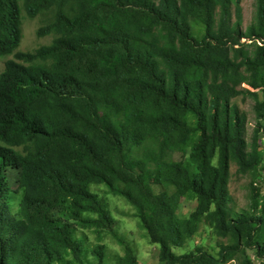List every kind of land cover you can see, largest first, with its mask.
Listing matches in <instances>:
<instances>
[{
  "label": "trees",
  "instance_id": "trees-1",
  "mask_svg": "<svg viewBox=\"0 0 264 264\" xmlns=\"http://www.w3.org/2000/svg\"><path fill=\"white\" fill-rule=\"evenodd\" d=\"M256 2L241 34L230 25L232 4L240 19L237 0H0V56L19 44L21 11L49 13L36 34L53 36L15 52L0 74V264H72L66 252L79 261L81 242L52 211L66 201L72 219L87 212L96 218L81 222L112 232L93 184L132 206L158 264H264V243L255 240L264 218L227 207L230 163L246 172L264 156L256 134L243 139L230 104L244 82L264 93V0ZM191 23L201 26L200 41ZM243 37L258 44L235 64L229 50ZM185 147L188 161L174 160ZM7 169L18 172V217ZM187 195L196 199L194 219L206 214L216 235L232 239L215 257L201 248L171 251L182 241L185 222L175 212ZM123 251L119 264H138L128 244ZM93 254L102 264V247Z\"/></svg>",
  "mask_w": 264,
  "mask_h": 264
},
{
  "label": "rangeland",
  "instance_id": "rangeland-1",
  "mask_svg": "<svg viewBox=\"0 0 264 264\" xmlns=\"http://www.w3.org/2000/svg\"><path fill=\"white\" fill-rule=\"evenodd\" d=\"M257 0H237L240 8V19L235 17V4L230 8V25L241 34H246L247 28L255 19ZM51 18L49 13H41L33 18L25 16L21 11V36L20 41L11 54L0 56V74L3 70L5 61L13 59L15 52H32L35 49L49 45L53 39L52 35L39 36L36 34L38 28L46 25ZM191 36L200 41L203 37L201 26L191 23ZM257 42L240 38L237 45L230 48V58L235 64H239L242 55L249 57L255 52ZM240 71L242 68L240 67ZM247 77L248 74L244 73ZM237 94L230 99V104L234 106L236 112L243 119L242 137L249 143L252 136L256 134L259 141V147L264 154V112L257 111V102L264 101V93L258 89H252L247 82L241 83L236 87ZM186 121L191 123L192 115H186ZM194 139V137H192ZM189 150L185 147L184 153L173 155L174 160L188 161ZM212 164H216V157L212 159ZM192 166V165H191ZM193 167V166H192ZM264 156L263 161L253 170L241 172L237 165L230 163L228 176L229 201L227 203L230 215L248 213L252 215H261L264 218ZM5 180L11 190L10 207L15 216H19V200L22 191L18 188V172L13 169H7ZM154 192L160 190L159 187L152 186ZM91 193L102 198L105 202L108 214L113 221L112 232L95 225H87L80 219H95V215L90 213L79 214V220L71 217L72 210L68 203L63 202L58 208L52 211L54 220H65L72 227V236L75 240L81 242V252L79 261H75L71 255L66 252L64 259L72 264H95L93 251L97 246L102 247V264H119L123 255V243L131 247L138 264H158V247L149 242L144 231L139 227L135 216V210L121 196L110 193L102 184H93L89 187ZM196 209V199L187 195L182 197L176 207V218L184 221L185 226L182 230V241L180 246L172 247L171 251L176 255L187 254L195 248H201L204 252L217 255L220 244H231L232 239L229 236L219 237L215 234L209 218L204 214L199 219L193 218ZM255 240L264 243V228L255 236ZM246 256L253 263H258L253 249L246 250ZM227 264H239L234 259Z\"/></svg>",
  "mask_w": 264,
  "mask_h": 264
}]
</instances>
